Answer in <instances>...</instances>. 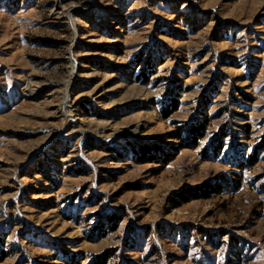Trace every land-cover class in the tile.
<instances>
[{"label":"rangeland","instance_id":"rangeland-1","mask_svg":"<svg viewBox=\"0 0 264 264\" xmlns=\"http://www.w3.org/2000/svg\"><path fill=\"white\" fill-rule=\"evenodd\" d=\"M204 117L198 146L162 164L172 122ZM141 144L159 148L142 163ZM220 177L222 194L180 199ZM1 250L0 264H264V0H0Z\"/></svg>","mask_w":264,"mask_h":264},{"label":"trees","instance_id":"trees-1","mask_svg":"<svg viewBox=\"0 0 264 264\" xmlns=\"http://www.w3.org/2000/svg\"><path fill=\"white\" fill-rule=\"evenodd\" d=\"M177 101H171L170 105L163 109L161 111L162 117L168 118L176 109H177ZM208 119L204 117L202 120H196L195 118H191L188 122H172L174 126V131H175V136L174 139L178 141L177 145H173V148L175 152L173 154H166V158H162L161 163L164 165H167L170 163L177 152L181 149H187V148H196L198 146V143L200 140H202L206 136V130L208 127ZM222 137L219 136L218 140L213 138L211 140V143L209 146L202 151V156L204 159L208 160H214L217 159L222 151ZM140 154L138 152V158H136V161H140L142 163L143 161H147L150 158H147L146 155L150 153V151L153 150V152H156L158 148L157 145L154 144H141L140 146ZM209 153V154H208ZM255 161V155H251L247 162L245 164H239L237 166L238 169H245L246 167L252 165ZM236 175V174H235ZM238 180L237 182L231 187L233 191H237L240 189L241 184H240V176L237 175ZM221 178V177H220ZM229 188V181L222 177L218 181H216L215 184L211 185L208 183H205L202 187L198 188V192L196 193H191L189 192L186 195H180V199L183 202H188L191 199H200V198H209L212 195H219L222 194L225 189ZM195 197V198H194ZM7 257V254L1 250L0 251V262H2L5 258ZM107 259L104 257H95L93 259V264H106Z\"/></svg>","mask_w":264,"mask_h":264},{"label":"bare ground","instance_id":"bare-ground-1","mask_svg":"<svg viewBox=\"0 0 264 264\" xmlns=\"http://www.w3.org/2000/svg\"><path fill=\"white\" fill-rule=\"evenodd\" d=\"M28 94L27 95H34L36 94V91H29L27 92ZM102 97V95H98L97 98H100ZM66 105H68L66 107ZM68 108H73V105L71 103H69V100L67 97H65V100L63 102V104L61 106H59L57 108V111H55L56 114H64L66 111V109ZM55 115V114H54ZM68 123L67 125L72 128V132H76V131H81L82 133H84V122H83V119L81 118H78V117H72L71 118L69 117L68 119ZM144 125L143 124H138L136 125L131 131H129V134L130 136H134V137H138L140 136V129L143 127ZM98 130H100L102 133L103 132H106V131H110L111 130V123L110 122H106V123H99L98 124ZM113 129V128H112ZM80 133V132H79ZM117 133V132H116ZM105 134V133H104ZM114 134V133H113ZM111 136V135H109ZM115 136V134H114ZM110 137H107L106 140H108ZM116 140V139H115ZM115 140H110V143H113ZM119 142V141H118ZM119 144V143H118ZM117 144V145H118ZM110 145V144H109ZM109 148V147H108Z\"/></svg>","mask_w":264,"mask_h":264}]
</instances>
